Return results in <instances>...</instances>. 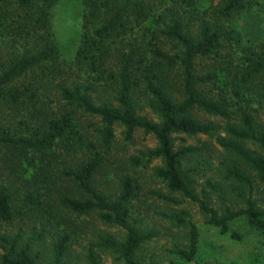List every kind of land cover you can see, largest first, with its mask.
<instances>
[{"label": "rangeland", "instance_id": "obj_1", "mask_svg": "<svg viewBox=\"0 0 264 264\" xmlns=\"http://www.w3.org/2000/svg\"><path fill=\"white\" fill-rule=\"evenodd\" d=\"M86 1L90 2L60 0L51 10L48 31L51 38L62 46L61 53L55 62L33 68L10 85V89H22L24 85H28L30 90L17 100L18 103L0 100V132L5 131L11 136L30 137L44 129L46 117L59 116L62 113L64 105L59 98L57 86L62 83L69 84L77 78L74 75L77 69L73 66V59L82 34L87 31L85 24L89 28L87 32L90 33L92 27L100 21H92L91 15L84 17L83 9L88 8ZM219 1L199 0L196 7L199 11L207 9L204 17L214 20L212 9ZM258 2L260 4L241 11L231 19L219 20V23L231 32L230 38L224 42V48L217 56L198 58L195 62L198 74L219 72L220 79L225 78L227 81L224 89L226 92L222 95L230 104L229 116L237 112L238 107L243 106V101L232 95L230 81L242 69L246 54H264V0ZM140 6L149 12L148 17L141 18L136 12ZM189 9L191 8L186 0L132 2L127 11L128 21L125 27L120 29L122 34H114L107 44L111 50L109 68L115 69L117 54L120 52H127L131 46L146 45V42L141 41L143 31L150 27L156 15L166 10H177L179 15L188 19L191 22L188 32L193 34L199 22L193 20V17H188L185 11ZM145 38L148 39L149 36ZM39 43L36 37L17 43L12 37L0 38V72L17 54L28 50L35 51ZM158 45L168 53H175L180 49L175 41L168 39L159 41ZM168 74L171 94L180 98L179 71L175 69ZM263 87L264 75L251 86V92L262 94L260 97L256 95L259 101L252 103L257 124H264V97L261 90ZM203 91L216 98L219 95V88L214 86L203 87ZM92 96L97 104L106 100L112 101V89L110 86L99 87ZM136 100L139 102L138 114L155 122L160 121L146 105L147 98L141 87L136 91ZM191 115L201 122L212 123L219 129L213 135H174L176 148L190 146L200 149L199 152L186 154L182 158V169L187 173L194 193L202 197V190L205 189L208 204L220 215L224 213L225 207L232 210L244 208L250 194L249 187L233 178H227L225 174L226 166L235 162L252 181L251 195L257 208L264 210V182L258 179L255 171L242 163L239 164L240 162L216 142L217 136L223 135L222 127L227 118L210 116L197 108L191 111ZM77 119L85 146L70 149L65 146L64 141H58L46 152L17 146H0V182L13 191L14 205L18 211L12 222L0 223V236L13 237L21 233L20 244L23 245L33 238V233L45 228L43 238L33 239L31 242L32 253H40L38 264H51V243L62 231L70 235L64 264H89L87 248L91 242L97 240L99 234H108L118 241H123L125 232L114 225L104 224L96 213L76 214L58 203L61 195L74 189L68 173L96 151L103 155V162L94 176L95 186L110 199H114L120 191L123 179L130 177L135 188L134 196L129 202L131 220H137V226L142 232L153 233V237L142 243L135 252L134 261L137 264H264L263 230L249 225L245 217H239L229 223L227 232L221 233L218 227L207 223L208 216L200 210L196 202L183 197L180 192L170 191L166 184L154 175V168L161 166L162 160L148 159V150L157 147V140L152 134L137 129L131 139H126L125 128L115 124L114 137L104 150L100 146V135L97 132L100 127L99 120L82 112L78 113ZM228 119L234 120L233 116ZM89 143L95 146L89 148ZM245 145L254 153H262L254 143L246 142ZM208 180L217 186V190L207 185ZM156 193L168 199L159 197ZM29 194L37 198L33 201ZM170 198L181 202L174 203ZM35 203L39 205V209L33 206ZM181 218L184 219L183 222L179 221ZM189 223H193L198 230V249L192 260H186L176 253L177 249L188 248ZM95 250L100 264H125L112 249Z\"/></svg>", "mask_w": 264, "mask_h": 264}, {"label": "trees", "instance_id": "obj_2", "mask_svg": "<svg viewBox=\"0 0 264 264\" xmlns=\"http://www.w3.org/2000/svg\"><path fill=\"white\" fill-rule=\"evenodd\" d=\"M59 1L0 0V38L12 37L15 43L30 37H36L40 41L35 51L28 50L17 54L0 72L1 101L18 103L17 100L30 90L29 86L10 89V85L33 68L58 59L62 46L51 38L48 23L49 14ZM135 1L138 0L86 1L88 8L83 9L84 17L91 15L92 21H100L92 27L90 33L87 32L89 28L85 24L87 31L82 34L73 59V66L78 72L74 75L77 78L69 84L62 83L57 86L59 98L64 105L62 113L59 116L46 117L44 129L30 137L11 136L1 131L0 146L30 148L37 152L50 150L58 141H64L65 146L70 149L85 146L77 119L79 112L99 120L100 127L97 132L100 135V146L104 150L114 137L115 124L125 128L126 139H131L133 133L141 129L152 134L157 140V147L147 152L149 160H162V165L154 168V175L160 178L170 191L180 192L183 197L196 202L200 210L208 216V224L225 233L231 221L245 217L249 225L264 231V210L257 208L251 195L252 181L237 163L226 166V177L247 185L250 194L244 208L232 210L225 207L224 213L220 215L208 204L205 189L202 190V197L194 193L187 173L182 169L183 156L199 152L200 149L190 146L176 148L174 144L176 134L213 135L219 130L212 123L201 122L192 117L193 109L197 108L210 116L226 117L227 121L222 127L223 135L217 136V144L240 162L239 164L242 163L255 171L258 179L264 182V124L256 123L252 104L259 101L258 97L262 94L251 92V86L264 75V54H246L242 69L230 81L232 95L243 101V106L233 112V121L228 119L232 117L229 116L230 104L222 95L226 92L225 78L221 80L219 72L198 74L195 69L196 59L217 56L224 48V42L230 38L231 32L223 27L219 20L231 19L241 11L260 3L258 0H220L212 9L214 20H210L204 17L207 9L199 11L196 7L199 0H186L191 9L185 12L188 17H193V20L199 22L193 34L188 32V27L191 26L188 19L179 15L177 10H166L156 15L150 27L143 31L141 41L146 42V45L131 46L127 52L117 54L116 67L111 69L108 64L111 50L107 44L114 34H122L120 29L125 27L128 21L127 11ZM136 12L141 18L148 17L149 14L142 6ZM147 35L148 39L145 38ZM165 39L175 41L179 45V51L168 53L162 50L158 44ZM175 69L180 75V98H175L169 89L171 81L168 73ZM106 86L112 89V101L95 103L92 93L99 87ZM206 86L219 88L218 97L205 93L203 87ZM140 87L146 95V105L160 121L155 122L138 114L136 91ZM261 90L264 97V87ZM246 142L256 144L262 153H254L248 149ZM94 146L92 143L88 144L89 148ZM1 161L0 157V163ZM102 162L103 155L94 151L90 158H86L69 172L74 189L61 195L58 203L76 214L87 215L94 212L104 224L114 225L125 232L123 241H118L108 234H99L97 240L91 242L87 248L89 264H100L95 248L112 249L125 264H137L134 261L135 252L142 243L153 237V233L142 232L137 226V220H131L129 202L134 196L135 188L130 177L123 179L120 191L114 199H110L95 186L94 176ZM206 183L211 189L217 190V186L209 180ZM156 195L168 199L158 193ZM29 196L33 201L37 198H34L33 194ZM169 200L174 203L181 202L171 198ZM41 204L42 202L39 205ZM39 205L35 203L33 206L39 209ZM17 212L13 191L0 182V223L12 222ZM179 221L183 222L184 219ZM189 226L188 248L176 250V253L186 260H192L198 249L197 227L193 223H189ZM44 231L45 228H41L39 232L33 233V238L23 245L20 244L21 233L13 237L1 235V264H38L40 253H32L31 242L33 239L41 240ZM232 235L238 238L237 235ZM69 240L70 235L66 231L57 235L51 243V264H64Z\"/></svg>", "mask_w": 264, "mask_h": 264}]
</instances>
